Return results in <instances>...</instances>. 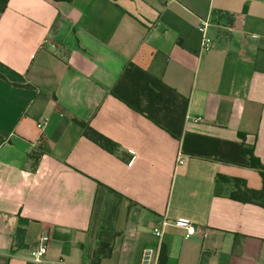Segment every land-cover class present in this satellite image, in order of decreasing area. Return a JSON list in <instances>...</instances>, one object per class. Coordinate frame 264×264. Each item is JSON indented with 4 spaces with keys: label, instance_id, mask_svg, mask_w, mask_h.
Returning <instances> with one entry per match:
<instances>
[{
    "label": "crops",
    "instance_id": "0c3cea01",
    "mask_svg": "<svg viewBox=\"0 0 264 264\" xmlns=\"http://www.w3.org/2000/svg\"><path fill=\"white\" fill-rule=\"evenodd\" d=\"M0 142V264H88L96 241L138 264L162 216L196 227L165 229V264H264V207L219 178L262 186L241 147L264 166V0H9Z\"/></svg>",
    "mask_w": 264,
    "mask_h": 264
},
{
    "label": "trees",
    "instance_id": "16d2710c",
    "mask_svg": "<svg viewBox=\"0 0 264 264\" xmlns=\"http://www.w3.org/2000/svg\"><path fill=\"white\" fill-rule=\"evenodd\" d=\"M9 0H0V12L4 11ZM80 125L83 129V134L99 144L101 147L110 150L113 153L117 152V146L110 139L90 127L89 125L80 122ZM241 153L246 156L249 160V166L256 169L261 177L262 186L259 189H254L247 186L246 182L242 178L238 177H225L220 176V180L225 183H230L232 185V189L228 192V196L233 199L243 203H255L262 207H264V166L260 162L259 158L254 154L253 146L246 145L243 143L241 147ZM31 164L30 168L33 170L37 164L38 154L33 152L30 154ZM124 158V155L122 156ZM125 159V158H124ZM83 248V247H82ZM111 252V245L108 242L96 241L93 253L91 258L88 261V264H99L100 260L104 257L109 256ZM84 254V253H83ZM84 256V255H83ZM166 253L164 248L161 247L160 256H159V264L166 263Z\"/></svg>",
    "mask_w": 264,
    "mask_h": 264
},
{
    "label": "built area",
    "instance_id": "2783aa9c",
    "mask_svg": "<svg viewBox=\"0 0 264 264\" xmlns=\"http://www.w3.org/2000/svg\"><path fill=\"white\" fill-rule=\"evenodd\" d=\"M209 24L207 19H202L198 26V29L201 33L199 48L201 51H207L212 49L215 46L214 41L211 37L206 33V28ZM37 126L41 128L43 126L42 123H38ZM1 144V142H0ZM183 161L181 153L177 154V163H181ZM168 226H174L181 228L185 231L184 237H189L193 235L196 231L195 223L186 220V219H173L167 216H162L158 219L155 227L152 229V233L157 237L159 243L156 246L146 245L142 248L140 259L138 264H159V256L161 245L160 242L162 240L165 229ZM50 241L49 230H43L36 240L30 244L26 248V252L28 257L35 262L43 263L45 262V257L48 252ZM47 264H54L53 262H46Z\"/></svg>",
    "mask_w": 264,
    "mask_h": 264
}]
</instances>
